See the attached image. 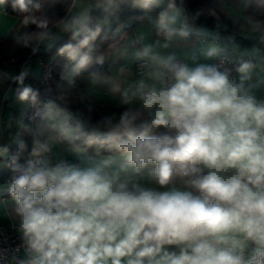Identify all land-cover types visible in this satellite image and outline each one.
I'll use <instances>...</instances> for the list:
<instances>
[{"label":"clouds","instance_id":"clouds-1","mask_svg":"<svg viewBox=\"0 0 264 264\" xmlns=\"http://www.w3.org/2000/svg\"><path fill=\"white\" fill-rule=\"evenodd\" d=\"M9 2L19 13L41 8L35 0H0V6ZM161 2L137 0L146 13ZM175 7L170 0L158 16L168 38L174 34L168 11ZM31 22L37 31L18 38L23 46L53 39L47 18ZM61 23L75 41L58 49L76 62L62 75L72 83L93 62L99 29L89 27L86 13ZM136 58L151 62L145 75L152 83L142 79L121 93L122 105L139 104L118 121L106 117L102 138L46 106L45 118L62 138L120 153L119 168L111 167V158L87 166L53 163L49 143L38 138L24 163L13 157L8 192L27 255L21 264H264V100L248 85L253 65L241 63L236 80L222 65L190 67L150 46ZM95 59L103 62V56ZM26 75L15 77L17 99L36 105L38 93L24 85ZM8 152L0 146V158ZM145 170L161 188L180 179L188 190L158 191L132 180Z\"/></svg>","mask_w":264,"mask_h":264},{"label":"crops","instance_id":"crops-1","mask_svg":"<svg viewBox=\"0 0 264 264\" xmlns=\"http://www.w3.org/2000/svg\"><path fill=\"white\" fill-rule=\"evenodd\" d=\"M93 1L80 0L83 4L78 6L79 0H74L67 15L49 27L50 33L59 29L61 30L59 32H62L64 26L61 21L68 22L73 17L85 13L89 17L91 9L98 4V2ZM105 1L107 2V0ZM248 1L221 0V2H218V0H215L223 13L233 20V25H229L218 18L213 28L205 24H190L183 12L175 5V10L168 11L169 18H174V22L168 24L174 30V34L171 38H168L160 30L158 16L160 12L167 10V5L170 1L162 0L156 13L146 14L144 20L135 26H130L131 22H126L119 28L118 32L120 34L118 38L107 47L104 55H99L103 56L102 63L107 67L105 72L99 74L78 72L73 77L72 83H69L66 79H62V75L66 72H71L76 62L70 61L66 55H58V51L51 55H40L49 57L48 61L45 60V62L59 67L57 77L61 88L68 95V106L49 105H51L54 112L62 111L68 114L70 123L73 125H75L78 117H81L82 113L78 108L81 103L98 110L104 119L110 117L113 119V122L118 121L120 114L127 107H136L139 104L138 101H133L132 105H122L121 93L125 90H135L138 82L142 79L147 83H152L145 75L151 66V62L148 61L146 64L145 61L136 58V53L142 51L146 46H150L152 52L160 57L166 58L171 55L174 56L177 62L185 63L190 67H194L197 64H212L214 59L222 54L229 55L240 64L244 63L246 57H251L255 61L251 63L253 68L248 85L251 88L252 94L258 100H264V49L254 44L245 46L237 41V37L261 39V36H264V22H255L245 14V6ZM18 22L16 17L5 12L4 5L0 6V38L7 37L15 30L16 33ZM182 30L187 32V36L180 35ZM22 34V32L18 33L15 38H20ZM67 34L69 35L71 32L68 31ZM61 39L62 36H54L49 41L52 47L48 51L57 43H61ZM213 48L217 50L216 53L208 57L207 53ZM37 49L39 52H43L41 45H37ZM61 56H63L64 62L61 59L57 61ZM7 62L10 69L6 70L0 77V89L2 90L0 96V146L7 145L9 147L6 157L10 155L11 147L22 140V129L26 124L28 133L32 135L31 150L34 139L38 138L41 141H47L51 148L48 156L53 163L59 160H66L69 163L87 166L100 163L109 158L113 161L112 168H119L124 163V157L120 153L109 155L97 154L75 145L74 141L62 138L58 132L50 127L54 121L45 118L47 108L43 115L32 123H27L26 115H24L19 119L17 126L14 122L17 112L7 104V99L10 98L9 95L14 91H16L14 96L17 97L16 87L18 86V81L15 77L19 76L20 70L12 66V62L8 60ZM139 62L144 63L141 69L137 68ZM38 64L39 61L37 63V60L33 59L22 67V70L26 71L30 77L34 74L37 77L39 71ZM238 79L239 74L237 73L236 80ZM24 84L25 86H30L26 78L24 79ZM104 124L105 122L101 120L94 126L97 134L102 135L107 131ZM31 150L28 159L30 158ZM6 157L0 158V169ZM124 175L122 173V177ZM131 178L143 187L155 188L158 191H170L172 189L188 190L180 179L175 180L173 184L165 188H161L147 175V170H145L143 176ZM9 184L10 182L0 183V228L13 227L15 232L22 238L19 232V217L14 211L15 202L8 192ZM24 256L27 258L26 253Z\"/></svg>","mask_w":264,"mask_h":264},{"label":"trees","instance_id":"trees-1","mask_svg":"<svg viewBox=\"0 0 264 264\" xmlns=\"http://www.w3.org/2000/svg\"><path fill=\"white\" fill-rule=\"evenodd\" d=\"M74 0H35V2L41 5V8L33 10L30 13H19L13 11L10 6V2L4 5L5 12L18 19V26L24 24L23 37L26 33H33L37 31L36 24L31 22L32 18L37 20L47 18L49 20V27L60 20H62L71 8ZM98 2L97 6L93 7L89 14V27L93 30L99 29L98 35L95 41L97 45L95 52L93 53V62L79 72H87L91 74H99L105 72L107 67L104 63L96 62V57L104 55L107 47L114 42L119 36V28L122 27L126 22H131L130 26H135L142 22L145 15L148 13H156L159 9L154 7L150 12H145L137 3V0H111V4L105 0H94ZM170 1V0H169ZM175 5L183 12L187 21L192 25L205 24L206 26L213 28L218 18L222 19L229 25H233V20L227 17L223 11L218 7L215 0H172ZM245 14L255 22H264V6L258 5V0H249L245 6ZM25 18H28V23L25 24ZM16 31V30H15ZM11 33L7 37L0 38V77L6 71L9 70L8 59H13L11 63L16 69L20 70L29 61L40 55H51L57 53L58 49L63 46L66 42L61 41L57 43L48 52H39L38 50L34 53L33 47L37 48L36 42H30L28 47L23 46L22 39L18 41L14 34ZM20 37V38H21ZM237 41L242 45H257L264 49V41L261 39H249L245 37H237ZM73 43V42H72ZM63 56L57 59H62ZM59 67L56 66L58 73ZM33 78V77H31ZM28 83L31 85V81ZM33 89V88H32ZM79 110L81 111V117H78L75 125L79 123L82 126V131L88 135L94 136L97 139L102 138L95 132L94 126L99 121L105 119L100 115L98 110H95L86 104H79ZM105 126V124H104ZM31 137L28 133L27 125L25 124L22 129V140L11 147L10 155L4 159V163L0 169V183L11 182L15 173L12 171L11 163L13 157H18L19 163H24L29 156L31 150ZM75 145L85 148L91 152L109 155L117 154L114 150H109L107 147L101 148L99 144H93L88 146L85 144L84 139L74 140Z\"/></svg>","mask_w":264,"mask_h":264},{"label":"built area","instance_id":"built-area-1","mask_svg":"<svg viewBox=\"0 0 264 264\" xmlns=\"http://www.w3.org/2000/svg\"><path fill=\"white\" fill-rule=\"evenodd\" d=\"M75 43V41L73 42ZM13 62V59H8ZM255 60L251 57H246L244 62L252 63ZM143 62L137 64V68L141 69ZM213 65H222L231 70V77L236 79V68L240 65L239 62L234 61L229 55L222 54L217 56L212 62ZM39 71L36 78H31L28 74L25 78L31 81L34 91L38 93V103L32 105L30 103L26 115V122L32 123L37 118L43 115L46 106L50 103L56 105L68 104V95L61 88L60 81L56 76V68L52 63H44L39 61ZM23 70L20 69L19 74ZM25 250L23 240L17 234L13 227L0 228V264H21L27 258L24 256Z\"/></svg>","mask_w":264,"mask_h":264},{"label":"rangeland","instance_id":"rangeland-1","mask_svg":"<svg viewBox=\"0 0 264 264\" xmlns=\"http://www.w3.org/2000/svg\"><path fill=\"white\" fill-rule=\"evenodd\" d=\"M81 1H86V0H81ZM218 2H221V0H218ZM107 3H108V5H110L111 4V0H107ZM80 4H83L82 2H80V0H79V4H78V6L80 5ZM24 24H21L19 27H18V30H17V32L14 34V36H17V34L18 33H20V32H22L23 33V29L25 28L24 26H23ZM59 31H61L60 29L58 30V31H53L52 33H51V35H52V37H54V36H62V39H61V41L62 40H65V42L66 43H68V42H71V34H67L68 33V31H65L64 29L62 30V32H59ZM60 33V34H59ZM58 34V35H57ZM61 38V37H60ZM16 39H18V38H16ZM49 41L50 40H47V41H44L43 43H37V45H41V50H43V52H48V50H49V48H48V44H49ZM65 43V44H66ZM48 58L49 57H46V56H40V57H36V58H34V60H37V63H38V61H42V62H44V63H47V62H45V60L46 61H48ZM54 65V67L56 68V65L55 64H53ZM56 76H57V71H56ZM32 77L33 78H36V74H34V75H32ZM58 78V77H57ZM59 80V79H58ZM25 85V84H24ZM61 85V84H60ZM18 87H20V85H19V83H18V86L16 87V88H18ZM66 92V91H65ZM1 93H2V90L0 89V96H1ZM15 93H16V91H14V92H11V94L9 95L10 96V98L9 99H7V104L11 107V108H14L15 110H16V112H17V114H16V116H15V120H14V122H15V124L17 125V124H19V119L21 118V117H23L24 115H27V110H28V107H29V104H28V107L26 106L27 105V102H21V101H19L18 99H17V97H15L14 95H15ZM67 94V93H66ZM50 104H53V103H50ZM54 105H56V104H54ZM57 106H63V107H66V106H68V104L66 105V106H64V105H57ZM18 126V125H17Z\"/></svg>","mask_w":264,"mask_h":264}]
</instances>
